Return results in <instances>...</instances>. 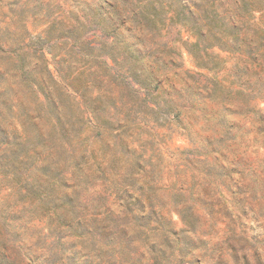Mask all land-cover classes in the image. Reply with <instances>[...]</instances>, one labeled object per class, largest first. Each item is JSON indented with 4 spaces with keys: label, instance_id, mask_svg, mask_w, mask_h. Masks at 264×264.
I'll return each mask as SVG.
<instances>
[{
    "label": "rangeland",
    "instance_id": "rangeland-1",
    "mask_svg": "<svg viewBox=\"0 0 264 264\" xmlns=\"http://www.w3.org/2000/svg\"><path fill=\"white\" fill-rule=\"evenodd\" d=\"M241 1L258 7L254 0H136L139 10L124 19L122 6L128 11L132 0H92L95 8L87 0H0V236L5 225H31L35 237L22 258L0 239V264H96L85 241L127 248L131 264H264L257 248L264 247V19ZM106 14L128 30L141 22L156 29L158 38L136 37L159 53L154 61L144 63L139 48L127 57L142 65L143 104L156 105L131 131L141 130V158L155 160L163 183L178 173L189 184L203 181L193 205L178 207L184 197L177 194L142 215L141 192L106 195L92 179L99 133L76 151L89 172L75 179L70 170L58 85L82 100L79 89L99 79L91 57L110 37ZM102 125L106 135L124 128ZM225 135L228 147L217 153ZM133 151L121 142L123 167ZM205 153L224 163L201 165L195 157ZM198 225L199 240L186 235ZM145 232L154 236L147 245L137 239Z\"/></svg>",
    "mask_w": 264,
    "mask_h": 264
},
{
    "label": "clouds",
    "instance_id": "clouds-1",
    "mask_svg": "<svg viewBox=\"0 0 264 264\" xmlns=\"http://www.w3.org/2000/svg\"><path fill=\"white\" fill-rule=\"evenodd\" d=\"M254 2L260 8L261 18L264 19V0H254ZM87 4H91L93 8L96 7L92 0H87ZM127 7L128 11H123L122 6V15L124 19H131L133 10H139L136 6V0H132ZM81 19L83 20L84 17L82 16ZM104 20L107 24L112 25L108 29L110 37L105 38L102 45L96 46V52L91 57V62H98L99 64L96 70L99 79L95 82L89 81L86 88L79 89L80 95L83 96L82 100H76L74 96H69L66 84L58 85L60 99L64 105L60 127L66 128L68 132L65 137L67 143L64 144V150L69 160L70 170L76 173L75 179L89 172L91 165H86L85 161L81 160L80 156L76 154V151L84 145L85 136L95 139L96 134L99 133L100 147L95 151L96 159L94 161L99 169V175L98 177L93 176L92 179L98 178L101 181V187L105 190L106 195L122 189L134 194L137 191L141 192L148 200L143 212L140 213L142 215H150L153 209L163 210L160 209V203L177 194L184 197L183 204L178 205V207L193 205L196 198L202 195L203 181L196 183L200 178L194 177L193 184H189L183 179V174L178 173L175 180L163 183L159 178V169L156 167L155 160L148 161L141 158L142 151L137 147L138 144H142L141 130L137 129L135 133L131 131V126L137 122V118L143 114L144 109H156V105L150 102L147 105L143 104L144 89L140 88L137 82V79H143L142 65L127 57L129 51L135 53L136 49L139 48L142 53H146L148 56V60L144 63L154 61L159 53L155 49L148 50L141 42L137 41L136 37L139 35L147 38L148 33H151L152 37L158 38L156 29L150 23L145 25L141 22L128 30L127 25L121 27L118 22H115V17L109 19L107 14L104 16ZM122 42H131L134 46L126 50ZM146 42L145 40L144 43L146 44ZM81 105H84V107L81 108ZM96 105L98 107H95ZM90 108L92 110L89 115ZM81 117L87 118L82 120ZM91 117H95V119L93 120ZM105 120L110 123H124V128L120 129L118 134L107 132L106 135L105 128L102 125V121ZM50 128L55 134L56 126L54 123ZM224 139L225 143L223 145L219 142L215 145L217 153H224L227 149V135ZM109 140H111V143H109ZM122 141L127 142L129 147L134 149L129 154L131 159L125 158L128 159L126 168L121 164L120 144ZM81 155H84L86 160L91 159V156L86 153H81ZM105 160L108 161L107 166H105ZM195 160L199 161L201 165L224 163V159L217 161L215 154L208 155L206 153L196 156ZM76 162L80 164L79 169L76 168ZM137 162L145 165V171L140 175H137L138 170L135 167ZM252 179L249 176L250 182ZM259 179L264 180V172H262ZM152 186L156 187L152 188L150 192L149 189ZM213 187L215 188V185ZM217 197H221L220 192H215L213 198ZM13 210L14 207L9 208V211ZM98 210L102 211V209ZM231 210V208L224 209V211ZM171 211L172 209L169 207L167 210L169 217H171ZM137 212L139 210L134 209L132 214ZM125 215L129 214L125 213ZM233 215H238V213L233 212ZM92 227H95V225H92ZM201 231H203V228L198 225L195 235L191 231L187 232L186 235L199 240ZM0 239H3L4 243L14 249L22 258L23 253L28 250L26 246L34 243L35 237L31 234V225L26 227L15 226L11 229L5 225ZM137 239L147 245L153 242L154 236L153 233L145 232L143 235L137 236ZM169 239L174 238L169 237ZM132 247H136V245L133 244ZM257 248L260 252V259L264 260V247L257 246ZM83 250L89 253L86 258L96 261V264H131L127 248L116 245L105 246L103 243L85 241Z\"/></svg>",
    "mask_w": 264,
    "mask_h": 264
},
{
    "label": "trees",
    "instance_id": "trees-1",
    "mask_svg": "<svg viewBox=\"0 0 264 264\" xmlns=\"http://www.w3.org/2000/svg\"><path fill=\"white\" fill-rule=\"evenodd\" d=\"M240 5L241 6H243V7H245V8H247V10H249V8L251 7V10H253V12L254 11H258V10H260V8L259 7H255V6H253L254 8H252V6H251V3H248V2H246V1H241L240 2ZM261 11V10H260ZM253 71H255V73L256 74H258V71L257 70H255V69H252ZM155 264H160V263H155Z\"/></svg>",
    "mask_w": 264,
    "mask_h": 264
}]
</instances>
